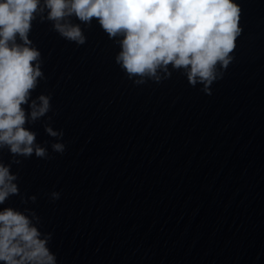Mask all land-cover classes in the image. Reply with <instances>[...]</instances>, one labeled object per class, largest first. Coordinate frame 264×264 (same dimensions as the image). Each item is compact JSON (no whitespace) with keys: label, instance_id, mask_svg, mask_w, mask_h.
Segmentation results:
<instances>
[{"label":"water","instance_id":"1","mask_svg":"<svg viewBox=\"0 0 264 264\" xmlns=\"http://www.w3.org/2000/svg\"><path fill=\"white\" fill-rule=\"evenodd\" d=\"M235 2L231 61L193 85L172 64L130 76L123 37L72 16L85 40H71L41 0L29 39L42 76L22 107L45 155L0 147L19 189L0 211L27 215L55 264H264V0Z\"/></svg>","mask_w":264,"mask_h":264},{"label":"clouds","instance_id":"2","mask_svg":"<svg viewBox=\"0 0 264 264\" xmlns=\"http://www.w3.org/2000/svg\"><path fill=\"white\" fill-rule=\"evenodd\" d=\"M40 3L0 0V147L8 146L14 155L30 156L34 151L45 155L44 148L33 147L35 133L24 126L28 117L22 107L42 76L33 63L40 53L30 47L29 39ZM44 4L56 29L71 40H85L80 25L66 21L72 16L89 25L95 18L110 38L123 37L116 59L130 76H155L158 68L172 64L188 69L193 85L198 78L210 84L218 62L228 66L242 32L241 8L235 0H44ZM39 100L40 105L32 101L33 120L49 109L47 96ZM54 148L62 151L63 145ZM14 180L10 167L0 163V204L18 193ZM47 244L23 212L12 207L0 211V262L55 264Z\"/></svg>","mask_w":264,"mask_h":264}]
</instances>
